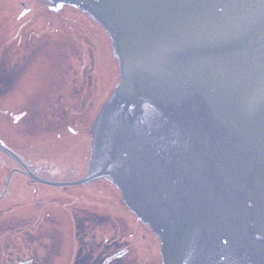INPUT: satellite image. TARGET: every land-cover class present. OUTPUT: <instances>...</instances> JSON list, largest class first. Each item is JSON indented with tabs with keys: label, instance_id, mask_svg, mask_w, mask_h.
Returning a JSON list of instances; mask_svg holds the SVG:
<instances>
[{
	"label": "water",
	"instance_id": "water-1",
	"mask_svg": "<svg viewBox=\"0 0 264 264\" xmlns=\"http://www.w3.org/2000/svg\"><path fill=\"white\" fill-rule=\"evenodd\" d=\"M47 2L103 28L118 82L83 177L40 178L0 143L15 170L108 180L158 237L161 264H264V0Z\"/></svg>",
	"mask_w": 264,
	"mask_h": 264
},
{
	"label": "rangeland",
	"instance_id": "rangeland-1",
	"mask_svg": "<svg viewBox=\"0 0 264 264\" xmlns=\"http://www.w3.org/2000/svg\"><path fill=\"white\" fill-rule=\"evenodd\" d=\"M79 20L76 28L72 31L64 29L60 37L64 42L66 40L71 42L69 44L73 47L75 45L72 42L89 43L92 49L94 48V57L100 56L101 61L95 60L96 57L94 59L95 65H99L104 60L103 51L111 54L109 46L106 49L104 38L102 40V36L96 34L99 31L96 28L97 24L87 27L88 24L84 23V18L80 17ZM3 24L0 22V26ZM52 37V33H43L40 30L36 38ZM42 68L43 66H35L32 69L41 70ZM111 69L110 80L108 77L104 88L96 92L95 102L108 94L107 90L110 88L115 66H111ZM28 88V82L24 84L22 81L11 96L0 97V142L13 150H19V153L27 157L56 158L55 155L62 157V159L42 163V166L48 169L42 168L45 171L42 176L46 179L56 181L68 179L65 175L68 170L75 171L72 173L74 177L84 174L90 156L89 146L85 148L77 146L73 142L79 138L67 141L64 135L61 141L43 131L42 128L35 130L38 126L32 123L30 117L29 120H25L23 104L26 95L22 94ZM84 113H86L85 110ZM47 139H52L53 145L46 144ZM48 146L52 149L51 152ZM12 166H15L14 162L0 152V191ZM88 187L92 189L95 196L93 204L87 205L86 200L83 203L77 201L76 204H68L72 201L68 193ZM70 208L74 210L72 217ZM84 217L93 220L84 222L85 225L81 223ZM75 223L78 233L84 230L94 234L95 245L100 244L99 236H120L123 239L122 242L119 243L118 240L116 242L126 243L130 249L122 264H157L158 237L153 232H149L148 226L128 210L111 183L97 180L77 186L29 184L26 177L16 172L11 175L6 194L0 198V264H11L9 260H13L12 258L16 256H22L30 264H72L73 236L76 235ZM143 234L145 237H142ZM83 261L86 260L83 259ZM81 263L77 261L76 264Z\"/></svg>",
	"mask_w": 264,
	"mask_h": 264
},
{
	"label": "flooded vegetation",
	"instance_id": "flooded-vegetation-1",
	"mask_svg": "<svg viewBox=\"0 0 264 264\" xmlns=\"http://www.w3.org/2000/svg\"><path fill=\"white\" fill-rule=\"evenodd\" d=\"M78 14L81 13L74 11L73 9H66V7H62L59 10H51L45 0H0V22L4 23L2 26H0V97L3 95L11 96V94L14 92V89L18 87V84L22 81L24 84L28 82L29 88L24 90L22 94L24 96L26 95V98H29L31 95L43 98H59L63 95V79L61 76H57L56 74H54L52 68H46L45 66H43L41 70L32 69L33 67H35L34 58L40 52V48L46 47H48L50 50L58 51L61 49H65L71 52L74 65L71 66L72 74L69 75L67 80L68 82H70V88H72V91L66 98H74L72 97L74 95L73 89H75L76 92L75 96H78L79 84L76 63L78 60L77 46L79 45L77 43H74L75 46L73 47L68 43L67 46L70 48L68 49L67 46L63 43L31 42V34L36 33V31L39 32L40 30H42L43 33L52 34L61 33L64 29L72 31L78 26ZM81 17L85 19V24H90L91 26L94 25V23L90 21L86 15H82ZM30 71L31 73L33 72L32 75L31 73L29 74ZM85 71L86 69H84V72ZM30 83H33L36 86L40 87L41 90L37 92H35L36 90L32 91ZM52 83L55 84L53 86H49V84ZM93 91L94 90L91 87V89L89 90V94H87L89 95L88 98H93ZM24 104L27 110L25 120H29V103L25 102ZM90 105L92 106V101L90 102ZM94 116L92 118L91 124L93 122ZM76 126L79 129V136L81 135L82 137L73 143L83 148L88 147V141L90 140V126H85L84 113L82 114V118L80 119L79 126ZM66 130H68V128H66ZM55 137L59 138L61 141L63 140L62 127L61 129H59V133L56 134ZM66 140L70 141L71 139ZM48 148L51 152L52 149L50 148V146H48ZM56 149H58L57 146ZM55 157L56 158H53L52 156H41L38 158H34L23 155V159L27 163L28 168L33 170L41 177H43L42 175L45 172L44 170H42V168L48 170L47 168L42 166L43 162L62 159V157L58 155H55ZM35 163H37L38 165L34 166ZM14 168H17V165L12 166V169ZM73 172L75 171H66L65 175L68 179H75L81 176L80 175L74 177L72 176ZM31 182L32 181H30L29 184H34V182ZM5 194L6 193H4V195ZM67 195H69V198L72 200L70 203H68L69 205H72L73 203L76 204L78 203L77 201H81V203H83L84 200H86L87 205L94 203L95 196L90 187L86 189H76L74 193H68ZM69 212L71 213L72 217L74 214L73 208H70ZM92 220L93 219H87L84 217V219H81V223L85 224L84 222H92ZM74 226L76 227V223ZM149 232L151 231L149 230ZM60 236L62 237L61 234ZM73 237L74 244L72 246V264H76L77 261L78 263L82 262L81 264H95V260L97 259L104 261L103 264H110L112 258L111 256H109V252L107 251L110 249L109 243H116V240H118V242L120 243L123 240L120 236L117 235L99 236L98 242L100 244L95 245L94 234L88 233L84 230L83 232L78 233L77 227L76 235H74ZM142 237H145V235L143 234ZM124 244L125 243L119 244V247ZM60 253L62 254L61 251ZM97 253L98 255L94 257ZM12 259L13 260H9V263L11 264H30L29 261L24 260L22 256H16ZM83 259L86 261H83Z\"/></svg>",
	"mask_w": 264,
	"mask_h": 264
},
{
	"label": "trees",
	"instance_id": "trees-1",
	"mask_svg": "<svg viewBox=\"0 0 264 264\" xmlns=\"http://www.w3.org/2000/svg\"><path fill=\"white\" fill-rule=\"evenodd\" d=\"M66 9H71L67 8ZM78 12V11H77ZM82 14H78L80 18ZM80 21V20H79ZM95 24V23H94ZM90 24L87 25V27ZM94 26V25H93ZM92 27V26H91ZM96 28L99 29L96 34L102 36V40H105V47L108 49V38L103 30L97 25ZM63 31V30H62ZM63 33V32H61ZM61 33H57L55 35L52 34V38H36L37 32L31 34V42H44V43H63L67 46V40L64 42L62 37H60ZM75 35L76 34H71ZM77 43L78 48V60H77V75H78V96L74 98H66L70 95L72 88H70V82H68V77L72 74V65L74 62L72 60L71 52L69 50L61 49V50H50L48 47L40 48V52L34 58L35 66H45L46 68H52L54 74L57 76H61L62 81V91L63 95L59 98H43L37 97L35 95H31L29 98H26L25 102L29 103V117L32 120V123L38 126L35 130L42 128L43 131L50 134L51 136H55L59 133V129L62 127V135L65 136V139H80L82 136H79V129L76 125L79 126L80 119L82 118V114L84 110L85 115V126L89 127L92 121L93 116L96 114L99 106L104 101L106 97H100L97 102H95V94L99 89L104 88V83L107 82V79L111 75V66H115V71L112 72V80L108 88V93L112 89V87L117 82V66L116 61L112 57L111 54H107V52L103 51L104 60L100 62L99 65H95V60H100V56H95L94 48L89 45L87 42H72ZM90 46V47H89ZM68 49H70L67 46ZM87 64V66H86ZM84 69L86 71L84 72ZM33 72L31 73V75ZM17 84V83H15ZM55 83L49 84V86H53ZM31 90H36L35 92L41 90L40 87L36 86L33 83H30ZM91 87L94 90L93 98H88L89 90ZM68 92V93H67ZM108 95V94H107ZM92 101V106L90 102ZM25 117L27 110L25 108V104H23ZM61 124V125H60ZM68 128V130H66ZM46 142L48 144H52V139H47ZM19 151V150H17ZM110 249L107 250L109 252V256H111V264H122L123 259L126 258V253L130 252L127 244L119 247V243H109ZM115 257V258H114ZM102 260H95V264H103ZM157 264H160L159 258L157 259Z\"/></svg>",
	"mask_w": 264,
	"mask_h": 264
}]
</instances>
